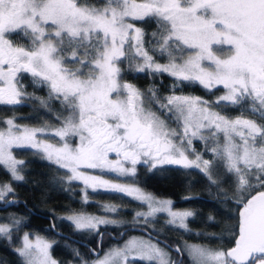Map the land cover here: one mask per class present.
<instances>
[{"label": "snow or ice", "instance_id": "obj_1", "mask_svg": "<svg viewBox=\"0 0 264 264\" xmlns=\"http://www.w3.org/2000/svg\"><path fill=\"white\" fill-rule=\"evenodd\" d=\"M149 21L156 25L151 33L138 26ZM16 36L26 43L16 42ZM157 56L167 62L159 63ZM126 73L168 74L175 81L172 94L142 91L123 80ZM24 74L34 86H46L47 97L27 93ZM185 84L209 92L222 88L224 94L212 101L175 94ZM31 100L49 112L52 102L58 103L59 126L22 125L15 115L0 121L5 125L0 127V166L11 176L0 183V202L12 203L7 200L15 195L12 182L25 179L26 161L14 156V148L37 149L67 169L69 182H83L85 203L89 188L125 194L147 204L148 211L136 212L135 221L142 217L147 225L148 218L166 213L167 226L185 231H190L186 221L192 211L174 210L171 199L84 169L135 176L138 164L150 171L179 166L199 170L218 189L223 183L215 174L218 167L233 177L238 221L227 230L231 247L184 241L173 249L179 257L174 260L167 250L171 246L132 237L102 256L91 250L94 260L76 250L81 264H184L185 256L187 264H264V0H0V105ZM152 104L177 127H169ZM222 105L238 108L239 114L215 110ZM194 139L204 142L203 151L193 147ZM102 208L104 216L78 212L60 219L76 231L102 237L101 226L122 223L108 216L118 213L117 206ZM19 224V219L0 223V236L12 239ZM21 243L15 251L22 264H63L46 239L25 233Z\"/></svg>", "mask_w": 264, "mask_h": 264}, {"label": "trees", "instance_id": "obj_2", "mask_svg": "<svg viewBox=\"0 0 264 264\" xmlns=\"http://www.w3.org/2000/svg\"><path fill=\"white\" fill-rule=\"evenodd\" d=\"M89 2L102 3L103 0H89ZM138 26L143 27L149 33L156 28L155 23L151 21ZM12 38L18 43H26L18 36ZM156 59L159 61L165 60V58L159 56ZM121 67H124V65H121ZM123 80L133 83L142 91H147L149 88L159 89L158 95L160 96L169 95L171 85L175 82L174 78L168 74L150 75L148 73H126ZM21 83L27 93L34 94L36 97H47V87L34 86L30 74H24ZM177 91L197 94L212 101L223 89L219 88L209 92L198 84H185ZM50 107L51 111L49 112L48 109L42 108L36 100L16 106L0 105V121L15 115L20 123L39 127L45 124L58 126L59 122L55 117L60 113V105L53 101ZM150 107L169 125L177 127L171 117L166 114V111L160 110L155 104ZM215 110L228 116H236L240 111L238 108L224 105ZM246 115L248 114L246 113ZM2 126L4 124L0 123V127ZM197 142L199 143V141ZM201 145L199 143V147ZM13 151L20 160L26 161L21 173L25 179L12 182L15 195L8 196L7 200L10 198L15 200L13 203L0 208V222L10 223L12 219H19L20 224L12 231V239L9 240L0 236V264H22L21 257L15 249L20 246L22 235L26 231L49 238L52 241L50 250L52 256L62 261L63 264H81L75 258L74 253L76 250L84 259L93 260L96 254L91 250L97 249L101 236L86 231H76L69 221L60 218L73 212L105 215L102 205L107 204L118 207V213H109L108 215H111V218L123 220L124 223L100 227L99 231L103 233L101 250L121 241L133 232L146 234L156 240L155 236H158L173 246L180 244V237L176 236L173 231H170L169 234L167 232L163 233L153 230L148 223L145 225V223L133 222L136 209L144 206L140 201L121 193L103 189L93 191L91 189L87 191L89 198L88 202L85 203L81 196L82 183L79 181L69 182L67 169L60 168L48 161L35 149L14 148ZM210 159H213V157L211 156ZM215 174L223 179L219 189L211 185L199 170L183 169L179 166H165L163 170L150 171L149 166L138 164L135 176L119 178L122 181L137 184L156 196L170 197L174 206L192 208L194 216L189 218L188 225L192 231L197 230L198 233H203V235H189L184 232L186 239L204 242L215 248H229L232 246L233 241L227 230L238 221V205L231 199L233 177L226 175L222 167H218ZM10 181V173L0 166V182L7 183ZM225 193H227V196ZM4 203L0 202V205ZM50 220L54 222L55 228L63 233L62 235L53 231ZM164 230L168 231L166 228ZM150 233L155 236L150 235ZM211 234L223 235L226 238L218 240L212 238ZM193 236H196V238ZM161 245L165 246L166 244L161 242ZM168 250L172 252L170 248ZM135 264H141V262L136 261Z\"/></svg>", "mask_w": 264, "mask_h": 264}, {"label": "rangeland", "instance_id": "obj_3", "mask_svg": "<svg viewBox=\"0 0 264 264\" xmlns=\"http://www.w3.org/2000/svg\"><path fill=\"white\" fill-rule=\"evenodd\" d=\"M159 63H166L167 62V60L165 59L164 61H159V60H157ZM170 94H172V92L170 93ZM175 94H177V95H193V96H199V95H197V94H193V93H189V92H175ZM224 94V90L220 93V94H218V96L217 97H219V96H221V95H223ZM199 97H201V96H199ZM216 97V98H217ZM204 98V97H203ZM204 99H206V98H204ZM207 100V99H206ZM217 111V110H216ZM225 115V114H224ZM159 116V115H158ZM160 117V116H159ZM232 117H234V116H232ZM161 119H163L162 117H160ZM248 118H252V119H255V117H253V116H249L248 115ZM164 120V119H163ZM17 123H19V124H22V125H29V124H25V123H20V122H18L17 121ZM169 125V124H168ZM29 126H33V125H29ZM58 126H59V124H58ZM2 127H5V125L4 126H2ZM37 127H39V126H37ZM53 127H57V126H53ZM169 127H171V128H176L175 126H172V125H169ZM205 134H207V133H205ZM41 138L42 139H46L49 143H53V144H56V143H58V138H52V137H48V136H41ZM199 143H201L202 145L201 146H203L204 145V142L203 141H199ZM199 143L197 142V140H195L194 139V141H193V147L197 150V151H203L202 149L204 148V146L203 147H199ZM35 150H37V149H35ZM38 152H40L39 150H37ZM13 154H14V151H13ZM42 154V153H41ZM43 155V154H42ZM14 156H15V154H14ZM17 159H19L17 156H15ZM210 154H205V156H204V158L205 159H209V160H211L210 159ZM110 158L111 159H116V156L114 155V154H111V156H110ZM20 160V159H19ZM84 171L87 173V174H90V175H96V176H100L102 179H104V180H107V181H110V182H112V183H116V184H125V185H130V186H137V187H140L139 185H137V184H133V183H128V182H126V181H122L119 177H127V176H122V175H120L119 173H115V172H111V171H109V170H107V169H84ZM71 175V173L68 171V176H70ZM68 176H67V178H68ZM79 182H81L82 184H81V189L83 190L84 189V185H83V182L82 181H79ZM1 183V182H0ZM141 188V187H140ZM144 192H146V193H151V192H149V191H147V190H144L143 188H141ZM89 190H91L90 188L89 189H87V191H89ZM152 195H154L153 193H151ZM82 198H83V191H82ZM155 197H157V198H160V199H171L170 197H166V196H156V195H154ZM89 198V197H88ZM172 200V199H171ZM138 201V200H137ZM173 201V200H172ZM141 202V201H140ZM144 206L143 207H141V208H139V209H136V211L134 212V215H135V213L136 212H147L148 211V207H147V204L146 203H144V202H141ZM107 205H110V204H107ZM173 209L174 210H179V211H184V210H188V211H192L193 212V210H192V208H190V207H177V206H174L173 205ZM73 213H76V212H73ZM72 214V213H71ZM86 214H90V213H86ZM111 214V213H110ZM70 215V214H69ZM92 215H95V214H92ZM67 216V215H66ZM98 216H104L103 214H100V215H98ZM109 216V218H111V215H108ZM112 219H114V218H112ZM169 219V217L167 216V214L166 213H158L155 217H150V218H148V224L150 225V227L154 230H157V231H160V232H167L168 234L170 233V231H173L174 233H175V235L176 236H179L180 237V244L182 243V242H184V241H187L188 243H200V244H207V243H204V242H200V241H194V240H191V239H186V235L185 234H194V235H196L197 236V230H195V231H192V229H191V227L188 225L189 224V218H188V220L186 221V223H187V225H188V229H190V231H185L184 229H179V228H177V227H174V226H167L166 225V221ZM115 220H118V221H121L122 223H120V224H123L124 223V221L123 220H120V219H115ZM133 222H136V223H145V221H144V218H139V221L137 222V221H135V220H133ZM0 223H3V222H0ZM118 225V224H117ZM167 229L168 231H165L164 229ZM194 230V229H193ZM184 232H185V234H184ZM25 233H29L30 234V238H34L35 236H40V237H42V238H44V239H46L48 242H50V243H52V241L49 239V238H46V237H44L43 235H40V234H37V233H30V232H24L23 233V235H22V238H23V236H24V234ZM196 236H193L194 238H196ZM132 237H138V238H142V239H145V240H148L149 238H151L153 241H157L156 239H154V238H152V237H150V236H148V235H146V234H143V233H138V232H133V233H131L130 235H128V236H126L125 238H123L121 241H119V242H117V243H115V244H113V245H109V246H107V247H105L103 250H101L100 252H98V254L99 255H103V251H106L107 249H109V248H111V247H113V246H119V245H123V243L125 242V241H127V240H129L130 238H132ZM22 238H21V240H22ZM209 245V244H208ZM22 246V243L20 244V246L19 247H21ZM19 247H17V248H19ZM161 247H164L163 245H161ZM16 248V249H17ZM168 250V249H167ZM169 251V250H168ZM169 253H170V251H169ZM95 258H96V256H95ZM94 258V259H95ZM93 259V260H94Z\"/></svg>", "mask_w": 264, "mask_h": 264}, {"label": "water", "instance_id": "obj_4", "mask_svg": "<svg viewBox=\"0 0 264 264\" xmlns=\"http://www.w3.org/2000/svg\"><path fill=\"white\" fill-rule=\"evenodd\" d=\"M9 201H12V203L14 202V198H10V199H8ZM9 204H11V203H4V204H2V205H0V208H3V207H5V206H7V205H9ZM50 225H51V228L53 229V231L55 232V233H57V234H63L62 232H60L59 230H57L56 228H55V226H54V222L52 221V220H50ZM137 228H139V229H141L140 227H137ZM145 231H147V230H145ZM150 235H154V234H152V233H150ZM155 236V235H154ZM159 241H161V242H163V243H165L166 245H169V246H171V247H169V248H171L172 250L175 248L173 245H171L170 243H168L167 241H165L164 239H162V238H160V237H158V236H155ZM97 249H96V253H98V252H100L101 251V237H100V239H99V241H98V244H97ZM231 247V246H230Z\"/></svg>", "mask_w": 264, "mask_h": 264}, {"label": "flooded vegetation", "instance_id": "obj_5", "mask_svg": "<svg viewBox=\"0 0 264 264\" xmlns=\"http://www.w3.org/2000/svg\"><path fill=\"white\" fill-rule=\"evenodd\" d=\"M158 240V239H157ZM175 247V246H174ZM171 249V248H170ZM172 250V249H171ZM170 255H171V257H172V259H174V260H176V259H179V257H178V255H177V253L174 251V250H172V252H170ZM186 257V256H185ZM185 257H184V264H187V259L185 260ZM187 258V257H186Z\"/></svg>", "mask_w": 264, "mask_h": 264}]
</instances>
